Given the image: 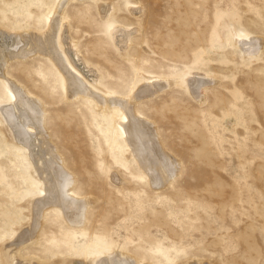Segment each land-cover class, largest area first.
I'll list each match as a JSON object with an SVG mask.
<instances>
[{
    "label": "rangeland",
    "instance_id": "rangeland-1",
    "mask_svg": "<svg viewBox=\"0 0 264 264\" xmlns=\"http://www.w3.org/2000/svg\"><path fill=\"white\" fill-rule=\"evenodd\" d=\"M58 2L0 0V26L46 29ZM66 8L67 35L110 92L128 95L141 78L188 69L216 80L201 101L177 85L137 101L181 162L157 189L113 141L105 114L87 99H67L49 59H13L8 79L43 99L50 138L88 209L76 227L47 208L37 235L15 247L30 229L37 175L0 120V264H11L13 252L29 264H67L87 247L149 264H264V0H75ZM110 24L132 30L125 49ZM245 33L260 37L258 53L233 44ZM8 90L0 78V97Z\"/></svg>",
    "mask_w": 264,
    "mask_h": 264
},
{
    "label": "bare ground",
    "instance_id": "bare-ground-1",
    "mask_svg": "<svg viewBox=\"0 0 264 264\" xmlns=\"http://www.w3.org/2000/svg\"><path fill=\"white\" fill-rule=\"evenodd\" d=\"M71 1L75 0H59L47 21L46 29L31 30L18 26L10 30L0 26V78L9 89L5 94L6 98L0 97V120L5 133L20 144L17 150L27 151L37 175V178L31 179L35 181L36 192L27 197L29 203L27 227L30 229L25 232L21 230L24 233L17 235L15 247L25 238L37 235L35 233L38 232L40 221L45 216V210L51 206H57L64 214L62 217L72 226L81 227L87 218L88 201L75 192L76 177L50 138L43 99L37 97L38 95L34 96L20 82L8 79L6 70L13 59L25 60L34 57L35 54L49 59L62 75L67 99L84 98L101 110L109 121V132L114 134L113 141L124 151L126 157L143 171L144 180L157 189L176 177L181 162L164 147L155 122L138 111L137 101L142 97L158 94L173 85L179 86L201 101L206 86L215 83L216 80L215 76L206 71L188 69L172 76L141 78L137 89H133L128 95H119L104 89L100 86L99 73L81 54L76 41L66 33L68 20L65 18V9ZM131 10L134 11V8ZM109 32L117 46L125 49L130 42L132 30L110 24ZM8 33L10 36L6 39ZM259 39L252 38L247 33L235 34L231 38L233 44L246 56L260 51ZM38 187L42 190L38 191ZM11 243L13 245V242ZM126 252L101 251L87 247L83 253L78 254L79 256L65 262L149 264L137 260ZM12 257L11 264H14L18 259L17 253L13 252ZM17 262L29 264L27 260Z\"/></svg>",
    "mask_w": 264,
    "mask_h": 264
}]
</instances>
